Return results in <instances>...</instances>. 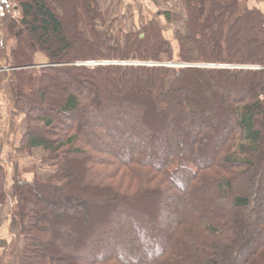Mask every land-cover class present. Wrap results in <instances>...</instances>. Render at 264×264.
Masks as SVG:
<instances>
[{
  "label": "trees",
  "instance_id": "16d2710c",
  "mask_svg": "<svg viewBox=\"0 0 264 264\" xmlns=\"http://www.w3.org/2000/svg\"><path fill=\"white\" fill-rule=\"evenodd\" d=\"M181 2L173 44L153 22L107 38L95 0L18 4L16 66L48 59L18 76L19 150L56 168L7 191L0 165L19 264H264V13ZM164 60L186 66L76 65Z\"/></svg>",
  "mask_w": 264,
  "mask_h": 264
},
{
  "label": "crops",
  "instance_id": "0c3cea01",
  "mask_svg": "<svg viewBox=\"0 0 264 264\" xmlns=\"http://www.w3.org/2000/svg\"><path fill=\"white\" fill-rule=\"evenodd\" d=\"M22 1L26 0H0V165L4 169L7 191L14 177L21 180H31L33 177L41 179L28 168L33 167L30 164L38 163L35 158L42 154V149L33 148L28 153L19 150L20 138L26 130V121L25 102L17 83L20 72L33 73L46 67L48 59L41 52L35 51L31 56L32 66L23 69L16 66L14 53L22 35L18 4ZM95 1L103 19L109 17L114 20L116 15H155V19L163 26L162 28L159 25L165 41L170 44L174 43L176 33L184 32L185 10L181 0ZM241 1L249 8H257L264 13V0ZM164 15L169 17L166 19ZM148 20L150 19L142 22V18H139L132 28L140 29ZM133 29L131 32H136ZM6 203L0 206V264H19L23 241L12 217L15 201L8 199Z\"/></svg>",
  "mask_w": 264,
  "mask_h": 264
},
{
  "label": "rangeland",
  "instance_id": "374dc122",
  "mask_svg": "<svg viewBox=\"0 0 264 264\" xmlns=\"http://www.w3.org/2000/svg\"><path fill=\"white\" fill-rule=\"evenodd\" d=\"M111 16H115V15H111ZM116 16H117L115 17L116 19L114 18V20H112V18H109V17L107 19H103V15H102L101 20L96 22V28L98 31L105 33L107 38H111L112 40H115L116 38L121 43L123 42V37L129 32L131 33V30L133 29L132 27L135 25L133 23L138 21L139 18H142V22H144L147 19H150L146 21L144 25L148 24L149 22H153L156 25L158 26L160 25L163 28L160 22L157 19H155V15H116ZM145 16L149 18H146ZM81 28L84 29L83 26ZM133 30H136L137 32L139 29H133ZM174 61L176 60H173V62H168L164 60L162 63H166L167 65L177 64ZM86 62H94V61H85V62H79V63H86ZM162 63L160 64L162 65ZM170 68L178 69V67H170ZM41 156L42 154H39L38 158L34 157L38 163L30 164V166H33V167L28 168V169L37 173L39 175L38 177H41V179H45L48 176H50L56 168L51 167V162L43 163ZM13 252H14V248H13Z\"/></svg>",
  "mask_w": 264,
  "mask_h": 264
},
{
  "label": "built area",
  "instance_id": "2783aa9c",
  "mask_svg": "<svg viewBox=\"0 0 264 264\" xmlns=\"http://www.w3.org/2000/svg\"><path fill=\"white\" fill-rule=\"evenodd\" d=\"M108 64H121V65H139V66H153L154 64L151 63H140V62H121V63H109V62H86V63H76V65L79 66H84V67H89L92 68L94 66H98V65H108ZM236 68H240V67H236ZM244 68V67H243Z\"/></svg>",
  "mask_w": 264,
  "mask_h": 264
},
{
  "label": "water",
  "instance_id": "95a60500",
  "mask_svg": "<svg viewBox=\"0 0 264 264\" xmlns=\"http://www.w3.org/2000/svg\"><path fill=\"white\" fill-rule=\"evenodd\" d=\"M171 66L172 67H184V65H182V64H172Z\"/></svg>",
  "mask_w": 264,
  "mask_h": 264
}]
</instances>
